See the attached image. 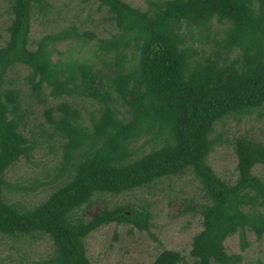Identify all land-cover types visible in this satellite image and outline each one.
<instances>
[{"label": "trees", "instance_id": "16d2710c", "mask_svg": "<svg viewBox=\"0 0 264 264\" xmlns=\"http://www.w3.org/2000/svg\"><path fill=\"white\" fill-rule=\"evenodd\" d=\"M93 1L117 29L97 40L94 53L110 74L57 50L61 42L92 39L76 22L29 48L33 17L47 19L52 5L8 1V37L0 47V235L47 236L52 253L37 264H91L86 238L111 224L149 232L151 214L129 202L108 203L88 219L85 210L103 195L190 172L203 196L195 210L186 207L202 218L191 239L193 264H240L241 254L228 255L224 241L239 234L245 251V233L264 237V180L253 174L264 165V145L245 137L231 143L234 182L220 178L208 156L217 122L255 111L264 116V0H144V9L126 0ZM213 21L224 28L214 32ZM197 34L213 39L211 52L202 55L193 46ZM15 67L28 70L22 80L29 98L46 106L42 116L49 130L41 142L26 136L29 113L21 92L7 87ZM73 96L96 103L88 123L70 103L48 101ZM142 137L151 150L132 159L133 144ZM44 145L48 153H60L55 178L65 180L41 204L21 211L6 202L4 191L12 186L4 173ZM150 264L186 263L179 252L163 250Z\"/></svg>", "mask_w": 264, "mask_h": 264}, {"label": "rangeland", "instance_id": "374dc122", "mask_svg": "<svg viewBox=\"0 0 264 264\" xmlns=\"http://www.w3.org/2000/svg\"><path fill=\"white\" fill-rule=\"evenodd\" d=\"M9 0H0V47L3 46L8 34L6 27L10 21ZM134 7L144 9V0H126ZM51 12L47 19L37 15L33 17L30 31L29 48H36V41L47 34L57 33L71 22L80 26V32L93 33L83 39L65 41L56 45L58 51L65 52L81 61L93 65L95 70L110 74L111 70L103 63V57L95 56L98 39L109 38L117 29L110 20L105 8L97 10L98 3L93 0H49ZM213 31L224 28L216 21L212 22ZM193 46L202 55L211 52L215 45L213 39L205 40V34L195 36ZM212 38V37H211ZM58 56L53 55L55 60ZM105 60V59H104ZM129 70V64H126ZM28 70L15 67L9 73L13 79L7 87H13L21 92L22 106L29 113V122L25 134L28 139L40 141L41 136L49 127L43 124L42 113L46 106L37 104L30 99L28 87L22 78ZM49 104L66 101L77 108L81 118L88 123L96 110V103L81 96L64 97L62 99H48ZM258 111L250 115L230 116L217 122L211 134L214 144L213 151L208 156V163L214 172L222 179L234 182L236 178V156L231 144L238 137H245L264 145V116L258 118ZM43 125H42V124ZM147 137H142L133 144L132 159L151 150V143ZM56 141V139H55ZM41 142V141H40ZM219 143H222L221 145ZM56 146L58 143L55 144ZM48 153L46 147L38 148L34 154L20 158L17 163L6 170L4 179L12 186L5 190L8 204H16L21 211L30 210L47 199L65 178L56 179L58 174L60 153ZM253 174L264 180V165H257ZM53 179V181H52ZM125 202L135 207H145L151 214V228L149 232H140L130 226H116L114 224L102 227L85 239L86 253L91 264H150L163 250L179 252L186 264H193L190 256L191 239L201 227V215L196 209L197 204L203 202L202 192L197 181L190 172L179 177L163 178L150 185L116 196L103 195L102 200L85 210V219L90 218L96 211ZM190 205L191 211L186 207ZM248 247L240 250V236L234 234L224 241V248L228 255L241 254L240 264L264 263V237L257 240L252 232L245 233ZM114 237H116L114 239ZM52 243L47 236L35 234L31 236H2L0 235V264H37L52 253Z\"/></svg>", "mask_w": 264, "mask_h": 264}]
</instances>
